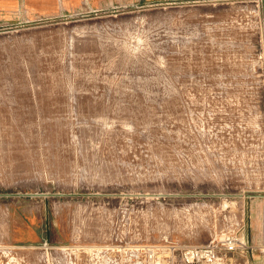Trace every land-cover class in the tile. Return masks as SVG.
Returning <instances> with one entry per match:
<instances>
[{"label":"rangeland","instance_id":"374dc122","mask_svg":"<svg viewBox=\"0 0 264 264\" xmlns=\"http://www.w3.org/2000/svg\"><path fill=\"white\" fill-rule=\"evenodd\" d=\"M227 233L264 264V0H0V242L186 264Z\"/></svg>","mask_w":264,"mask_h":264},{"label":"built area","instance_id":"2783aa9c","mask_svg":"<svg viewBox=\"0 0 264 264\" xmlns=\"http://www.w3.org/2000/svg\"><path fill=\"white\" fill-rule=\"evenodd\" d=\"M245 248V244L235 234H224L211 242L198 246H187L182 251L181 259L186 264H224L228 255ZM38 255V264H107L103 248L96 252H86L83 247H57L45 242ZM20 248L0 242V264H30ZM144 253V259L141 258ZM159 249L146 247L134 249L132 264H159ZM173 254V253H172ZM176 261V257H173Z\"/></svg>","mask_w":264,"mask_h":264}]
</instances>
